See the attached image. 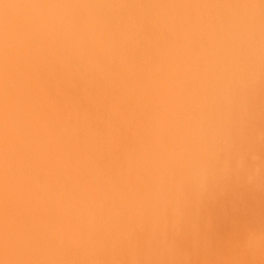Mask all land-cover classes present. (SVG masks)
Segmentation results:
<instances>
[{
    "label": "bare ground",
    "instance_id": "bare-ground-1",
    "mask_svg": "<svg viewBox=\"0 0 264 264\" xmlns=\"http://www.w3.org/2000/svg\"><path fill=\"white\" fill-rule=\"evenodd\" d=\"M255 64L259 70L248 72ZM262 66L264 0H0V264H35L30 210L42 205L40 193L62 190L50 177L38 186L28 148L35 143H20L13 130L26 113L19 105L35 109L45 82L60 91L57 76L78 67L98 99L125 95L142 111L163 109L172 131L197 109L203 122L213 115V128L237 130L264 108ZM207 93L213 101L202 100ZM234 95L243 100L233 110ZM207 191L193 196L190 214L210 232L208 249L227 248L213 264H249L250 256L264 264V217L255 223L246 204L219 205L218 191Z\"/></svg>",
    "mask_w": 264,
    "mask_h": 264
},
{
    "label": "rangeland",
    "instance_id": "rangeland-1",
    "mask_svg": "<svg viewBox=\"0 0 264 264\" xmlns=\"http://www.w3.org/2000/svg\"><path fill=\"white\" fill-rule=\"evenodd\" d=\"M78 71L57 76L60 91L45 82L35 109L19 105L26 113L13 127L20 143H35L28 148L37 156L38 186L50 177L62 187L59 194L40 193L42 205L30 210L26 234L33 236L35 264H213L223 250L227 258V248L208 249L210 232L190 214L193 196L207 190L218 191L219 205L246 204L244 212L263 223L264 108L237 130L213 128V115L203 122L197 109L172 131L165 110L142 111L125 95L98 99ZM257 94L264 105V87ZM242 100L234 95L231 109Z\"/></svg>",
    "mask_w": 264,
    "mask_h": 264
}]
</instances>
